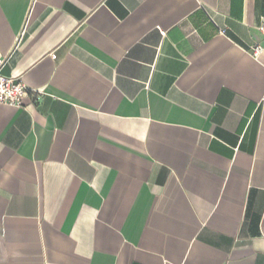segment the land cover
<instances>
[{"label": "crops", "instance_id": "1", "mask_svg": "<svg viewBox=\"0 0 264 264\" xmlns=\"http://www.w3.org/2000/svg\"><path fill=\"white\" fill-rule=\"evenodd\" d=\"M263 18L0 0L1 72L29 88L0 103V264H264Z\"/></svg>", "mask_w": 264, "mask_h": 264}, {"label": "built area", "instance_id": "2", "mask_svg": "<svg viewBox=\"0 0 264 264\" xmlns=\"http://www.w3.org/2000/svg\"><path fill=\"white\" fill-rule=\"evenodd\" d=\"M258 30L264 36V18L258 27ZM165 35L164 31H161ZM263 51L261 44L251 48V52L255 57H258ZM53 58H56L55 54H52ZM4 62L0 61V103L22 108L25 107V99L29 94V88L20 78L14 76H5L2 74V66ZM40 98L39 94L36 95V99Z\"/></svg>", "mask_w": 264, "mask_h": 264}]
</instances>
